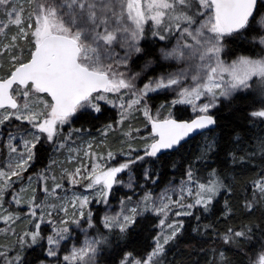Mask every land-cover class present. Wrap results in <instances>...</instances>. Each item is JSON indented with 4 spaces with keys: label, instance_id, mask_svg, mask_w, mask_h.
<instances>
[{
    "label": "snow or ice",
    "instance_id": "1",
    "mask_svg": "<svg viewBox=\"0 0 264 264\" xmlns=\"http://www.w3.org/2000/svg\"><path fill=\"white\" fill-rule=\"evenodd\" d=\"M183 252L264 264V0H0V264Z\"/></svg>",
    "mask_w": 264,
    "mask_h": 264
},
{
    "label": "trees",
    "instance_id": "2",
    "mask_svg": "<svg viewBox=\"0 0 264 264\" xmlns=\"http://www.w3.org/2000/svg\"><path fill=\"white\" fill-rule=\"evenodd\" d=\"M161 102H163L162 98L156 100L154 103L155 104H157V103L159 104ZM151 103H152V101H151ZM38 167H43V165H38ZM217 220H218V222L221 223V227H223L224 225H223L222 221H220V218L219 217H217ZM231 223L235 224V223H238V221H231ZM175 258H176L177 264H183L184 261H187L189 259H192V260L198 259V257H196L194 255L191 256V257H189L188 254H187V252L177 253L176 256H175Z\"/></svg>",
    "mask_w": 264,
    "mask_h": 264
},
{
    "label": "rangeland",
    "instance_id": "3",
    "mask_svg": "<svg viewBox=\"0 0 264 264\" xmlns=\"http://www.w3.org/2000/svg\"><path fill=\"white\" fill-rule=\"evenodd\" d=\"M150 103H151V101H150ZM156 105L158 106V103ZM124 179L127 180V177H124ZM124 190L127 191V189H124ZM121 195H122V193H121ZM113 203H115V201Z\"/></svg>",
    "mask_w": 264,
    "mask_h": 264
}]
</instances>
